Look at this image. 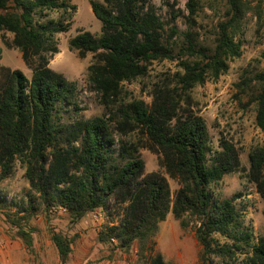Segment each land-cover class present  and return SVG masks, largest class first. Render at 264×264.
Wrapping results in <instances>:
<instances>
[{
  "label": "trees",
  "instance_id": "obj_1",
  "mask_svg": "<svg viewBox=\"0 0 264 264\" xmlns=\"http://www.w3.org/2000/svg\"><path fill=\"white\" fill-rule=\"evenodd\" d=\"M222 2V19L211 37L202 39L196 31L197 0H186L185 12L169 5L167 21L149 0L89 1L101 33L79 32L68 46L80 59L93 55L87 83L104 113L82 119L74 118L80 112L75 83L48 68L58 53L53 36L67 31L64 15L69 18L75 6L64 0H0V32L12 36L2 35L1 43L17 50L31 71L28 80L0 65V182L18 162L30 191L19 205L0 198V214L29 255L36 232L32 220L44 219L49 240L66 264L74 239L57 232L50 215L62 211L75 224L99 211L118 219L101 228L98 241L124 252L136 245L144 264H165L154 254L153 238L168 214L182 228L187 227L185 217L196 222L200 264H215L214 259L237 264L239 256V264H264V234L250 243L251 229L236 208L240 194L219 198L211 191L225 176L243 171L239 151L222 136L216 149L210 146L207 126L190 96L195 87L217 81L241 56L238 38L247 16L262 18L264 0ZM52 11L62 16L48 19ZM178 20L185 31L179 30ZM261 58L264 62V52ZM163 61L176 62L181 71L153 86L149 104L124 102L122 84L145 77L154 62ZM233 87L238 103L254 106L255 124L264 130V69L244 70ZM131 133L145 139L144 148L156 157L159 169L176 182L174 193L161 174L145 173L137 148L116 139ZM248 163L246 178L264 203V148H253Z\"/></svg>",
  "mask_w": 264,
  "mask_h": 264
},
{
  "label": "rangeland",
  "instance_id": "obj_2",
  "mask_svg": "<svg viewBox=\"0 0 264 264\" xmlns=\"http://www.w3.org/2000/svg\"><path fill=\"white\" fill-rule=\"evenodd\" d=\"M64 1L68 5L75 6V10L68 12L69 18L67 14H63L64 24H68V28L66 32L53 36L58 53L48 61V68L64 76L67 81L75 83L80 112L74 118L89 119L101 116L104 109L99 104L96 94L89 90L87 83V68L93 63V55L87 54L80 59L68 46V41L79 32L99 36L101 24L91 13L89 6L91 0ZM197 1L196 31L202 39H209L212 28L222 19L223 2L222 0ZM185 2L186 0H149L156 15L163 21L171 17L169 5L174 6V11L185 12ZM262 11L260 21H257L253 15L247 16L244 32L238 38L241 42V56L229 62L228 71L217 81L208 80L203 85L195 87L190 94L194 111L203 118L207 126L210 146L216 149L218 140L222 136L232 142L239 151L243 171L225 176L217 185L211 187V191L219 198H229L234 194H240L236 201V208L244 226L251 229L250 243H255L264 234V203L255 186L246 178L249 168L248 154L255 147L264 148V130H260L255 124L254 106L244 108L243 102L240 104L233 97L235 94L233 85L239 81L244 70L257 72L264 69L261 58L264 52V4ZM47 15L48 19L57 20L62 16V11L47 12ZM177 25L179 30L185 31L186 26L182 20H178ZM2 35L8 39L12 37L10 34L0 32V65L10 70L20 71L29 80L30 69L24 64L17 50L6 49L3 46ZM180 71L176 62H154L145 77L122 84V100L124 102L141 100L149 104L153 86L166 79L171 80ZM67 116L63 114V120H66ZM116 139L126 144L128 148H137L138 155L144 162L145 173L158 172L165 177L171 193L178 189L176 182L170 180L163 170L159 169L156 157L144 148L146 142L143 137L138 133H131L126 136H117ZM29 192L24 170L16 162L11 176L0 182V198L6 204L19 205L25 201V195ZM10 210L15 211L14 207ZM97 213L96 216L94 213L88 214L75 224H70L62 211L53 212L50 215V225L60 234L74 239L72 253L66 264H144L138 257L136 245L128 252H124L98 241V232L101 228L111 222V219L115 223L118 217L115 214L107 218L104 213L99 211ZM184 221L187 227L182 228L179 222L168 214L165 221L158 225V231L153 238L154 254H160L165 264H200L201 247L194 235L196 222L187 217ZM31 227L36 231L33 235V255L27 253L20 241L12 238L11 230L5 224L3 215L0 214V264H61L49 240L44 219L38 217L32 220ZM217 238L215 237L219 243L227 241L222 237ZM246 250L247 248L243 247L242 252ZM241 259L242 256H239V261ZM214 263L221 264L218 259H214Z\"/></svg>",
  "mask_w": 264,
  "mask_h": 264
},
{
  "label": "built area",
  "instance_id": "obj_3",
  "mask_svg": "<svg viewBox=\"0 0 264 264\" xmlns=\"http://www.w3.org/2000/svg\"><path fill=\"white\" fill-rule=\"evenodd\" d=\"M91 214H93V213H91ZM97 214H98V213H97V211H96V212H94V215H95V216H96ZM94 215H93V216H94Z\"/></svg>",
  "mask_w": 264,
  "mask_h": 264
}]
</instances>
